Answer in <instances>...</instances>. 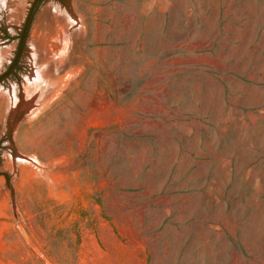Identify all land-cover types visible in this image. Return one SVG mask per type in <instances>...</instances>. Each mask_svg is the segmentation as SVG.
I'll use <instances>...</instances> for the list:
<instances>
[{"label":"rangeland","instance_id":"rangeland-1","mask_svg":"<svg viewBox=\"0 0 264 264\" xmlns=\"http://www.w3.org/2000/svg\"><path fill=\"white\" fill-rule=\"evenodd\" d=\"M34 0H0V74ZM0 264H264V0H44L0 83Z\"/></svg>","mask_w":264,"mask_h":264},{"label":"water","instance_id":"water-1","mask_svg":"<svg viewBox=\"0 0 264 264\" xmlns=\"http://www.w3.org/2000/svg\"><path fill=\"white\" fill-rule=\"evenodd\" d=\"M44 0H34L29 11L28 14L26 16L21 34H20V39H19V44L15 53V56L11 62V64L9 65V67L2 73L0 74V83L3 82L4 80H6L17 68L20 59L23 55L25 46H26V42H27V38H28V34L29 31L31 29L33 20L35 18V15L38 11L39 6L41 5V3Z\"/></svg>","mask_w":264,"mask_h":264}]
</instances>
